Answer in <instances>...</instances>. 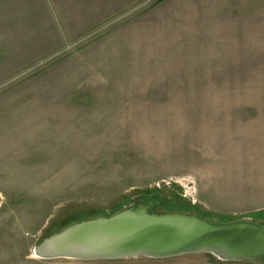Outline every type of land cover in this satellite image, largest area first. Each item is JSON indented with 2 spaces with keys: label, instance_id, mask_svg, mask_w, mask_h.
I'll return each instance as SVG.
<instances>
[{
  "label": "rangeland",
  "instance_id": "rangeland-1",
  "mask_svg": "<svg viewBox=\"0 0 264 264\" xmlns=\"http://www.w3.org/2000/svg\"><path fill=\"white\" fill-rule=\"evenodd\" d=\"M146 200L264 221V0H0V264H264L33 254Z\"/></svg>",
  "mask_w": 264,
  "mask_h": 264
},
{
  "label": "water",
  "instance_id": "water-1",
  "mask_svg": "<svg viewBox=\"0 0 264 264\" xmlns=\"http://www.w3.org/2000/svg\"><path fill=\"white\" fill-rule=\"evenodd\" d=\"M196 253L228 261H264V221L217 223L190 212L157 211L151 203L137 201L112 214L68 224L33 248L41 259L82 261Z\"/></svg>",
  "mask_w": 264,
  "mask_h": 264
},
{
  "label": "trees",
  "instance_id": "trees-1",
  "mask_svg": "<svg viewBox=\"0 0 264 264\" xmlns=\"http://www.w3.org/2000/svg\"><path fill=\"white\" fill-rule=\"evenodd\" d=\"M146 201H147V200H146ZM122 208H124V207H122ZM122 208L117 209V210H114V211H112V213H114V212H116V211H119V210H121ZM87 217H88V216L81 217V218L78 219V221L81 220V219L87 218ZM72 221H73V220H70L68 223H66L65 226H67L68 224H70ZM74 221H75V220H74ZM65 226H63V227H65ZM63 227H62V228H63ZM60 229H61V228H60ZM52 233H53V232H52ZM50 234H51V233H50ZM50 234H49V235H50ZM47 236H48V235H47Z\"/></svg>",
  "mask_w": 264,
  "mask_h": 264
},
{
  "label": "crops",
  "instance_id": "crops-1",
  "mask_svg": "<svg viewBox=\"0 0 264 264\" xmlns=\"http://www.w3.org/2000/svg\"><path fill=\"white\" fill-rule=\"evenodd\" d=\"M196 254H200V253H196ZM196 254H194V255H196ZM190 255H193V254H190ZM186 256V255H185ZM188 256V255H187Z\"/></svg>",
  "mask_w": 264,
  "mask_h": 264
}]
</instances>
